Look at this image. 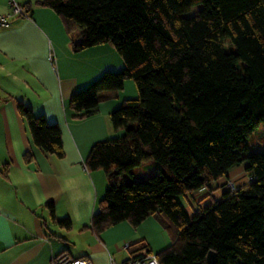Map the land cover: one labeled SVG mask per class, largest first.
Listing matches in <instances>:
<instances>
[{"label":"trees","instance_id":"trees-1","mask_svg":"<svg viewBox=\"0 0 264 264\" xmlns=\"http://www.w3.org/2000/svg\"><path fill=\"white\" fill-rule=\"evenodd\" d=\"M35 3L56 13L67 33L81 31L74 51L111 44L123 58L121 70L105 71L71 95L76 118L96 113L102 94L117 98L126 80L137 88L136 98L110 114L123 134L97 141L85 159L87 169L102 170L108 181L92 217L94 231L122 222L137 228L158 213L172 235L154 254L159 264H207L211 251L216 264H264V152L250 154L247 142L264 126V0ZM17 107L33 143L64 157L59 126L22 101ZM149 161L156 170L146 181L120 184ZM245 163L252 181L187 213L178 197L209 189ZM47 206L57 225L71 228L70 219L55 217L52 202ZM146 248H135L133 258L153 254Z\"/></svg>","mask_w":264,"mask_h":264},{"label":"crops","instance_id":"crops-1","mask_svg":"<svg viewBox=\"0 0 264 264\" xmlns=\"http://www.w3.org/2000/svg\"><path fill=\"white\" fill-rule=\"evenodd\" d=\"M14 1L24 9L29 5L30 16H11L0 27V264H53L75 257L94 264H125L134 257L135 248L142 253L147 251L143 249L146 245L153 254L167 248L172 235L158 213L137 228L128 222L100 233L92 228L93 214L108 181L102 170L87 169L85 159L97 141L123 134L114 130L110 114L128 98L121 95L124 90L117 98L102 94L96 113L82 119L75 117L69 99L104 71L121 70L123 59L110 44L74 51L79 29L67 33L60 17L36 0ZM9 14L10 0H0V15ZM50 54L55 64L48 60ZM20 101L59 126L64 157L33 143L18 111ZM26 153L31 155L30 161H26ZM140 166L156 170L153 161ZM246 166L233 168L209 189L187 194L186 211L191 215L220 200L227 178L233 177L239 184L243 174H250ZM49 202L57 219H70V229L51 219ZM140 241L143 243L137 245Z\"/></svg>","mask_w":264,"mask_h":264},{"label":"rangeland","instance_id":"rangeland-1","mask_svg":"<svg viewBox=\"0 0 264 264\" xmlns=\"http://www.w3.org/2000/svg\"><path fill=\"white\" fill-rule=\"evenodd\" d=\"M201 7H194L188 14L187 16H194L197 14L198 10ZM77 38H76V42H77ZM111 45V44H110ZM112 46V45H111ZM113 47V46H112ZM117 52V51H116ZM119 55V54H118ZM120 56V55H119ZM121 57V56H120ZM119 59H123L122 57ZM56 68L58 70V66L56 65ZM105 72V71H104ZM103 72V73H104ZM102 73V74H103ZM101 74V75H102ZM124 93V94H123ZM121 95L126 96V98H131L134 99L137 97L138 92H137V88L135 86V83L132 79L126 80V88L124 89ZM248 145H249V153H256V152H264V126H260L247 140ZM151 170V171H150ZM242 167H241V172H242ZM154 172L152 168L148 167L146 168L145 166H138L135 168L134 170V176L131 177L128 174H124L122 177H120L119 182L120 184H129L132 182H141V181H146ZM244 173V172H243ZM250 174H243L241 180H243L242 183L239 182V184L237 183V181L233 178V177H229L227 178V180L224 182V187L226 188V191L229 190V186L228 183L231 181L234 186L236 188H242L243 186H246L249 182H250ZM242 186V187H241ZM238 188V189H239ZM180 202L183 203L185 206V200L183 196L178 197ZM188 214H190L187 211Z\"/></svg>","mask_w":264,"mask_h":264},{"label":"built area","instance_id":"built-area-1","mask_svg":"<svg viewBox=\"0 0 264 264\" xmlns=\"http://www.w3.org/2000/svg\"><path fill=\"white\" fill-rule=\"evenodd\" d=\"M11 6V14L9 15H0V27H4L8 24L9 18L11 16H30V13L24 9L22 6L17 4L14 0H10ZM48 60L55 64V59L52 54L48 56ZM252 177H250V181H252ZM229 192H235L238 188L234 186V184L230 181L228 183ZM53 264H94L90 259L83 257H75L71 259H59L54 260ZM125 264H159L156 256L154 254H146L141 258H131Z\"/></svg>","mask_w":264,"mask_h":264},{"label":"water","instance_id":"water-1","mask_svg":"<svg viewBox=\"0 0 264 264\" xmlns=\"http://www.w3.org/2000/svg\"><path fill=\"white\" fill-rule=\"evenodd\" d=\"M207 264H216V254L212 251L208 253Z\"/></svg>","mask_w":264,"mask_h":264}]
</instances>
